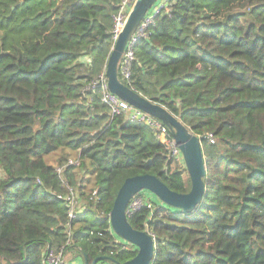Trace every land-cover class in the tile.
Segmentation results:
<instances>
[{
  "label": "trees",
  "instance_id": "1",
  "mask_svg": "<svg viewBox=\"0 0 264 264\" xmlns=\"http://www.w3.org/2000/svg\"><path fill=\"white\" fill-rule=\"evenodd\" d=\"M120 2L0 0V264H43L62 246L76 264L127 261L138 248L121 249L109 220L124 181L151 174L191 190L153 129L113 115L92 86ZM119 76L178 116L205 157L193 212L138 193L152 207L128 219L154 235L151 264H264V0H170L136 43L131 77ZM71 157L80 163L59 175ZM65 182L82 201L73 219L57 196Z\"/></svg>",
  "mask_w": 264,
  "mask_h": 264
},
{
  "label": "water",
  "instance_id": "2",
  "mask_svg": "<svg viewBox=\"0 0 264 264\" xmlns=\"http://www.w3.org/2000/svg\"><path fill=\"white\" fill-rule=\"evenodd\" d=\"M157 1L136 0L109 56L106 75L112 92L133 106L160 119L168 126L182 151L192 187L189 192L180 193L169 188L156 175L142 174L128 177L116 195L109 213V220L115 235L121 240L135 245L138 252L133 258L124 262L103 255L96 257L91 264H97L100 260L109 261L112 264H151L155 257V238L146 230L135 229L128 219V206L136 194L149 191L156 195L164 205L181 210L184 213H191L200 204L205 192L206 163L200 137L187 127L178 116L126 85L119 76V62L128 41L147 12ZM84 259L85 264H89L87 258Z\"/></svg>",
  "mask_w": 264,
  "mask_h": 264
},
{
  "label": "built area",
  "instance_id": "3",
  "mask_svg": "<svg viewBox=\"0 0 264 264\" xmlns=\"http://www.w3.org/2000/svg\"><path fill=\"white\" fill-rule=\"evenodd\" d=\"M136 0H121L119 4V10L114 15V25H113V38L114 45L120 36L128 15L133 8ZM170 5V0H158L152 8L147 12L141 23L139 24L137 30L128 41L124 53L119 62V72L121 75L129 79L132 74V65L135 58V45L138 40L146 35V31L149 26L155 23V18L160 14L164 9L168 8ZM113 45V47H114ZM112 47V49H113ZM93 87L99 86L102 92V102L106 104L111 113L115 114H126L130 120L145 123L151 127L154 133L160 138L163 143H165L169 154L176 157L177 161L180 164H184V158L182 151L178 147L175 137L172 135L170 129L166 124H164L160 119L153 117L148 112L137 108L122 99L116 93L112 92L108 85V78L106 73H102L97 79L92 83ZM80 163L79 157L69 158L68 162L65 165L57 167V173L62 175L64 169L67 165H78ZM67 191L65 193L58 194L57 196L60 199H63L68 205V213L70 219L75 218L79 214V209L81 208L82 201L79 197L77 188L71 186L65 182ZM148 205L152 207L151 198L146 195L136 194L129 203L127 213L132 214L134 211L142 208L143 206ZM152 234V233H151ZM153 235V234H152ZM154 237V235H153ZM120 239V238H119ZM121 249H128L127 242L121 240ZM68 251L65 246H62L60 249L49 248L45 251L42 257L43 264H76L75 261L68 260ZM73 262V263H72ZM79 262V261H76ZM81 262V261H80Z\"/></svg>",
  "mask_w": 264,
  "mask_h": 264
},
{
  "label": "rangeland",
  "instance_id": "4",
  "mask_svg": "<svg viewBox=\"0 0 264 264\" xmlns=\"http://www.w3.org/2000/svg\"><path fill=\"white\" fill-rule=\"evenodd\" d=\"M71 158H73V157H71ZM180 165L186 167L185 163H184V164H180ZM186 174L189 176L188 171H186ZM147 193L149 194V193H151V192H148V191H147ZM142 194L145 195V192L142 193ZM149 195L152 196V197H154V194H153V193H151V194H149ZM156 199L158 200L159 198L156 196ZM169 208H170V207H169ZM67 254H68V259H69L70 262H71V261H74V260H76V258H79V257H80L79 255H75L74 251H72V252H69V251H68ZM74 255H75V256H74ZM74 258H75V259H74ZM76 261H77V260H76ZM78 261H81V262H82V259L79 258ZM72 263H73V262H72ZM70 264H71V263H70ZM104 264H112V263L109 262V261H105Z\"/></svg>",
  "mask_w": 264,
  "mask_h": 264
},
{
  "label": "bare ground",
  "instance_id": "5",
  "mask_svg": "<svg viewBox=\"0 0 264 264\" xmlns=\"http://www.w3.org/2000/svg\"><path fill=\"white\" fill-rule=\"evenodd\" d=\"M155 20H156V18H155ZM150 27V26H149ZM145 124V123H144ZM59 166H61V165H59ZM69 260V259H68Z\"/></svg>",
  "mask_w": 264,
  "mask_h": 264
},
{
  "label": "crops",
  "instance_id": "6",
  "mask_svg": "<svg viewBox=\"0 0 264 264\" xmlns=\"http://www.w3.org/2000/svg\"><path fill=\"white\" fill-rule=\"evenodd\" d=\"M75 259V258H74ZM75 263H77L76 261H75Z\"/></svg>",
  "mask_w": 264,
  "mask_h": 264
}]
</instances>
